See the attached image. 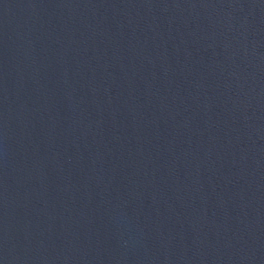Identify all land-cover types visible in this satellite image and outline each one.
<instances>
[{"label":"water","instance_id":"95a60500","mask_svg":"<svg viewBox=\"0 0 264 264\" xmlns=\"http://www.w3.org/2000/svg\"><path fill=\"white\" fill-rule=\"evenodd\" d=\"M0 264H264V0H0Z\"/></svg>","mask_w":264,"mask_h":264}]
</instances>
